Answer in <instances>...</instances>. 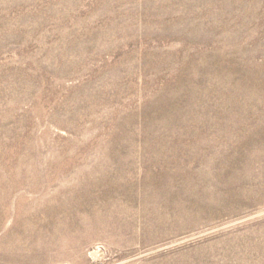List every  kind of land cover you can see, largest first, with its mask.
I'll use <instances>...</instances> for the list:
<instances>
[{
    "label": "rangeland",
    "instance_id": "374dc122",
    "mask_svg": "<svg viewBox=\"0 0 264 264\" xmlns=\"http://www.w3.org/2000/svg\"><path fill=\"white\" fill-rule=\"evenodd\" d=\"M0 264H264V0H0Z\"/></svg>",
    "mask_w": 264,
    "mask_h": 264
}]
</instances>
